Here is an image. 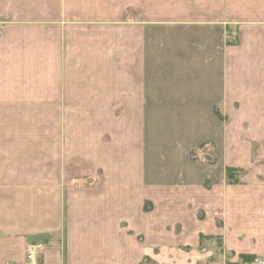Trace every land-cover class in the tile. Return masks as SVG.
<instances>
[{"label": "crops", "instance_id": "crops-1", "mask_svg": "<svg viewBox=\"0 0 264 264\" xmlns=\"http://www.w3.org/2000/svg\"><path fill=\"white\" fill-rule=\"evenodd\" d=\"M202 237L264 258V0H0V264Z\"/></svg>", "mask_w": 264, "mask_h": 264}, {"label": "rangeland", "instance_id": "rangeland-1", "mask_svg": "<svg viewBox=\"0 0 264 264\" xmlns=\"http://www.w3.org/2000/svg\"><path fill=\"white\" fill-rule=\"evenodd\" d=\"M148 14H153L156 11V14L158 13V8H148ZM154 11V12H153ZM151 12V13H150ZM90 122V121H83ZM100 129V128H99ZM89 168L86 170L88 174H85L84 177L80 180L70 179L67 182L68 189H75L74 187H89L91 184V179L89 176ZM95 173V172H94ZM79 178V177H77ZM32 244V243H31ZM30 245V244H29ZM26 246V257L28 259V253H27V247ZM156 252V254L154 253ZM151 256L147 258L148 264H171V263H186L189 260H192L193 262H199L200 264H211L214 262H223V260L227 264H233L229 261L228 258L224 259V255L222 254V247L220 245V242L212 238L211 240H204L202 247L199 248L196 253H185V252H159L154 251ZM29 260V259H28ZM236 264H244L241 261Z\"/></svg>", "mask_w": 264, "mask_h": 264}, {"label": "built area", "instance_id": "built-area-1", "mask_svg": "<svg viewBox=\"0 0 264 264\" xmlns=\"http://www.w3.org/2000/svg\"><path fill=\"white\" fill-rule=\"evenodd\" d=\"M47 246L44 243H32L27 247L28 261L34 264V261L40 258L46 251ZM246 264H264V258H254L251 262Z\"/></svg>", "mask_w": 264, "mask_h": 264}, {"label": "trees", "instance_id": "trees-1", "mask_svg": "<svg viewBox=\"0 0 264 264\" xmlns=\"http://www.w3.org/2000/svg\"><path fill=\"white\" fill-rule=\"evenodd\" d=\"M205 146H206V147H205ZM205 146H204V147H201V148L205 149V148L209 147L208 145H205ZM197 151H198V149H197V150H194V151L191 153V157H192V158H196V157H197V155H196V152H197ZM204 153H205L206 156H211V152H210V151L208 152L207 150H205ZM208 159L210 160V157H209ZM239 174H241L240 171H237V170H234V169H230V168H228V169H227V180H228V182L236 181V180H235L236 175H239ZM204 239H206V238H205V237H202L201 241L203 242ZM253 259H254V258L251 257V256H242V260H243L244 263H249V262H251Z\"/></svg>", "mask_w": 264, "mask_h": 264}]
</instances>
